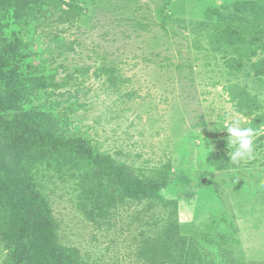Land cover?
<instances>
[{
    "label": "rangeland",
    "instance_id": "1",
    "mask_svg": "<svg viewBox=\"0 0 264 264\" xmlns=\"http://www.w3.org/2000/svg\"><path fill=\"white\" fill-rule=\"evenodd\" d=\"M251 1L262 0H39L27 16L14 0L0 10V49L18 46L10 64L0 59L1 98L30 115L26 129H0V189L49 207L52 264H181L188 252L264 264V49ZM234 119L255 130L252 160L229 158ZM96 155L168 186L160 199L105 189ZM6 204L0 192V219ZM0 227V264H28ZM166 253L173 262L155 260Z\"/></svg>",
    "mask_w": 264,
    "mask_h": 264
},
{
    "label": "trees",
    "instance_id": "2",
    "mask_svg": "<svg viewBox=\"0 0 264 264\" xmlns=\"http://www.w3.org/2000/svg\"><path fill=\"white\" fill-rule=\"evenodd\" d=\"M14 0H0V10H5V6L9 8V2ZM19 8H16L18 12L25 9L24 15L30 13V8L32 5L36 4L39 0H15ZM15 2V4H17ZM246 9L249 7L248 13L254 15L251 24L256 23L259 27L258 36L259 44L261 49H264V0L261 2L251 1L250 3H245ZM245 9V10H246ZM25 17V16H24ZM190 25H194L189 23ZM18 48L17 45H3L0 49V59L4 61V64H10L8 52H15ZM3 65V62H2ZM12 68L14 66L12 65ZM16 68V67H15ZM14 68V69H15ZM2 80H5L4 75L0 76V129H4L7 132H15L19 129H26L29 126L30 115L29 112L17 111L10 105V101L1 98L2 91ZM10 85V84H9ZM238 109L242 105L241 99L237 98ZM243 112V111H242ZM248 114V111L246 112ZM15 125V126H13ZM10 129V131H8ZM6 141L11 142L5 143L6 147H11L12 152H16V145H13V141L8 136ZM26 142H29L27 140ZM77 146L80 147L78 144ZM15 156V154H14ZM97 162L100 165V172L102 178L107 177L104 180L103 187L110 191L118 192L123 194L125 197L130 199H140L142 197H153L160 199L159 191L165 189L168 186V181L166 177H159L154 179L141 178L131 173L130 170L123 166L116 164V162L110 156H100L96 155ZM101 186V184H100ZM114 188V189H111ZM102 190V189H100ZM1 195L7 199L6 208L4 210V215L1 214L2 226L4 225L6 232L1 236L5 244H10L9 248H13V255L19 257V260L24 262L25 258L29 259L28 264H52L61 263L60 254L56 253L53 247V239L55 237V232L58 228V224L52 218L49 207L40 200V198L26 196L22 194L19 190L11 192L6 188L0 189ZM162 201V199L160 200ZM175 206V203H173ZM174 227V224H173ZM2 227H0L1 229ZM178 227H174L175 233ZM9 236V237H8ZM167 239H164V241ZM187 255L179 257L181 264H218L214 263V259L211 254L207 255L204 259L198 258L191 255V253H186ZM12 255V256H13ZM216 258H221L220 255H216ZM173 262L174 259L169 254L159 255L156 261ZM216 260V259H215ZM27 261V260H26ZM25 261V262H26ZM219 261L221 264V260ZM165 264V263H163ZM172 264H178L176 261Z\"/></svg>",
    "mask_w": 264,
    "mask_h": 264
},
{
    "label": "clouds",
    "instance_id": "3",
    "mask_svg": "<svg viewBox=\"0 0 264 264\" xmlns=\"http://www.w3.org/2000/svg\"><path fill=\"white\" fill-rule=\"evenodd\" d=\"M239 117V113H235ZM228 144L234 146V150L229 153V158L233 163L242 160L254 159V137L255 130L252 127H241V120L234 119L226 128Z\"/></svg>",
    "mask_w": 264,
    "mask_h": 264
}]
</instances>
